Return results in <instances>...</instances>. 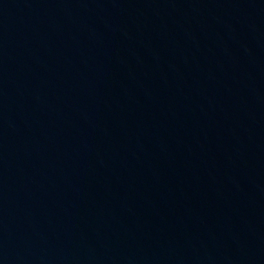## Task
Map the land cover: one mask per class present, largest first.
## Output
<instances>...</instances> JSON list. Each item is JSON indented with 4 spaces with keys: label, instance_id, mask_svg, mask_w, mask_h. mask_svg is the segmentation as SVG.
<instances>
[{
    "label": "water",
    "instance_id": "1",
    "mask_svg": "<svg viewBox=\"0 0 264 264\" xmlns=\"http://www.w3.org/2000/svg\"><path fill=\"white\" fill-rule=\"evenodd\" d=\"M0 264H264V0H0Z\"/></svg>",
    "mask_w": 264,
    "mask_h": 264
}]
</instances>
